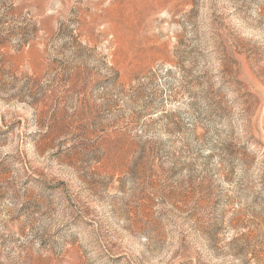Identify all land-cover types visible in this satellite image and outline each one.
<instances>
[{
    "label": "rangeland",
    "instance_id": "374dc122",
    "mask_svg": "<svg viewBox=\"0 0 264 264\" xmlns=\"http://www.w3.org/2000/svg\"><path fill=\"white\" fill-rule=\"evenodd\" d=\"M0 264H264V0H0Z\"/></svg>",
    "mask_w": 264,
    "mask_h": 264
}]
</instances>
